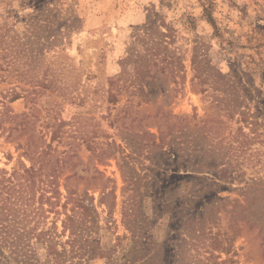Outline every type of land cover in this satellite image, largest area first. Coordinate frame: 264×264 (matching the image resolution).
<instances>
[{
	"label": "rangeland",
	"instance_id": "374dc122",
	"mask_svg": "<svg viewBox=\"0 0 264 264\" xmlns=\"http://www.w3.org/2000/svg\"><path fill=\"white\" fill-rule=\"evenodd\" d=\"M47 180L113 264H264V0H0V227Z\"/></svg>",
	"mask_w": 264,
	"mask_h": 264
},
{
	"label": "trees",
	"instance_id": "16d2710c",
	"mask_svg": "<svg viewBox=\"0 0 264 264\" xmlns=\"http://www.w3.org/2000/svg\"><path fill=\"white\" fill-rule=\"evenodd\" d=\"M206 17L215 29L213 18L210 14H207ZM111 87L112 85L109 88ZM115 97L116 93H109L108 99L115 101ZM17 98L18 96L14 95L9 98V102ZM24 170L30 177L36 173L33 165ZM51 182V180H47L46 183L45 181L42 182L39 192L40 205L31 218L34 223L41 224L42 228L39 231H9L4 230L3 226L0 227V248L1 246L6 247L8 252L6 257L9 258L10 263L83 264L86 260L106 258L108 264H113V253L120 243L116 242L106 249L105 247L102 248L100 243L93 239L92 233L94 231L87 224L91 216L90 207L77 196L74 189L64 184L65 193L62 194L59 185L54 186ZM5 199L9 200L7 197ZM10 207L6 208L9 212ZM2 210L1 208V214L3 213ZM50 213L52 214L51 225L45 227ZM57 221H60V229L56 224ZM95 228H98L97 224ZM37 244L44 249L42 260L38 257L35 248ZM121 248L123 247L121 246ZM133 248L130 246L126 254L132 253ZM224 251L227 252L228 250ZM0 256H2V252H0ZM231 257L233 254L227 259L234 262V258Z\"/></svg>",
	"mask_w": 264,
	"mask_h": 264
}]
</instances>
